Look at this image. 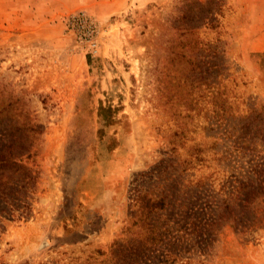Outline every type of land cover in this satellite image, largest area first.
I'll return each mask as SVG.
<instances>
[{"label": "rangeland", "instance_id": "rangeland-1", "mask_svg": "<svg viewBox=\"0 0 264 264\" xmlns=\"http://www.w3.org/2000/svg\"><path fill=\"white\" fill-rule=\"evenodd\" d=\"M258 112L264 0H0V264H264Z\"/></svg>", "mask_w": 264, "mask_h": 264}, {"label": "trees", "instance_id": "trees-1", "mask_svg": "<svg viewBox=\"0 0 264 264\" xmlns=\"http://www.w3.org/2000/svg\"><path fill=\"white\" fill-rule=\"evenodd\" d=\"M258 122L253 124L251 127H254V132L256 133L257 136H264V112H258ZM4 155L0 153V161H3ZM3 164V163H1ZM0 164V165H1ZM253 169L258 172L264 173V162H258L253 166ZM250 193H255L257 195L258 193L264 195V179H262L259 183L257 188L254 189H246V195L245 197L247 198L248 194Z\"/></svg>", "mask_w": 264, "mask_h": 264}, {"label": "built area", "instance_id": "built-area-1", "mask_svg": "<svg viewBox=\"0 0 264 264\" xmlns=\"http://www.w3.org/2000/svg\"><path fill=\"white\" fill-rule=\"evenodd\" d=\"M89 15L85 14L84 12H81L80 14H77L76 16L72 17V21L73 22H83L84 26L86 27L85 31L86 33H89L90 35H92L93 31H94V27H93V20L88 17ZM76 18V19H75Z\"/></svg>", "mask_w": 264, "mask_h": 264}, {"label": "crops", "instance_id": "crops-1", "mask_svg": "<svg viewBox=\"0 0 264 264\" xmlns=\"http://www.w3.org/2000/svg\"><path fill=\"white\" fill-rule=\"evenodd\" d=\"M64 8H65V5H63V7L56 8V11H57V12H59L61 9H62L61 11H63V10H64ZM66 8H67V7H66Z\"/></svg>", "mask_w": 264, "mask_h": 264}]
</instances>
